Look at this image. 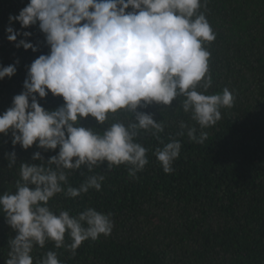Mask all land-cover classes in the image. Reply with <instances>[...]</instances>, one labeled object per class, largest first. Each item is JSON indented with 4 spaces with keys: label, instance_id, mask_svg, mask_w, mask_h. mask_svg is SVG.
I'll use <instances>...</instances> for the list:
<instances>
[{
    "label": "clouds",
    "instance_id": "clouds-1",
    "mask_svg": "<svg viewBox=\"0 0 264 264\" xmlns=\"http://www.w3.org/2000/svg\"><path fill=\"white\" fill-rule=\"evenodd\" d=\"M209 0H30L18 15L9 16L7 39L16 47L38 51V46L18 36L31 37L22 28L37 25L50 47L27 69L24 91L13 97L12 106L0 114V133L12 134V145L27 150L33 145L59 149L45 160L40 151L17 169L14 184L0 193V212L16 232L8 241L5 264H64L57 251L40 258L36 249L48 242L74 257L83 242L109 237L114 229L112 213L87 207L76 215L71 210L53 211L50 201L58 194L75 199L103 190L104 174H89L78 187L69 177L125 166L130 179L149 164V149L139 142L142 133L155 138L153 155L165 173L174 171L180 140L165 142V122L140 109L150 105L171 108L174 101L196 124L180 121L179 136L203 144L222 119L221 109L232 108L235 94L213 87L208 45L216 33L205 10ZM19 60L16 61V64ZM16 64L0 65V80L17 72ZM63 98V105L47 110L39 98ZM89 116L103 129L84 127ZM199 125V135L197 127ZM11 168L15 151L6 153ZM13 188L15 191H13ZM70 241V242H69Z\"/></svg>",
    "mask_w": 264,
    "mask_h": 264
},
{
    "label": "trees",
    "instance_id": "trees-1",
    "mask_svg": "<svg viewBox=\"0 0 264 264\" xmlns=\"http://www.w3.org/2000/svg\"><path fill=\"white\" fill-rule=\"evenodd\" d=\"M29 2L0 0V65L19 60L16 74L0 80V114L25 90L28 66L50 52L38 24L22 28L18 21L12 22L15 29L33 33L27 38L18 36L17 42L27 39L38 51L17 48L16 42L7 39L10 14L18 15ZM205 12L216 33L208 45L214 80L209 93L229 88L235 94L234 106L221 109L222 119L203 129L208 133L203 144L191 141L186 130L185 135H177L180 121L196 124L177 101L162 110L156 104L140 109L165 122L161 133L165 142L181 141L174 171H163L153 155L159 142L148 133L138 137L149 149V164L137 173L139 179H130L125 166L108 171L106 162L84 176L78 170L69 177L74 187L86 175L99 173L106 176L103 190L90 189L75 199L58 194L50 207L71 210L72 215L87 207L110 212L115 225L112 234L83 242L74 257L48 242L35 250L36 258L53 250L64 264H264V0H209ZM37 98L47 110L64 103L51 92L46 98L37 94ZM80 124L98 130L106 127L91 116ZM11 141V132L0 133V193L14 184L21 163H41L32 159L36 151L45 160L59 151L35 145L25 150ZM12 151L17 159L9 168L6 153ZM15 235L0 212V264H5L8 241Z\"/></svg>",
    "mask_w": 264,
    "mask_h": 264
}]
</instances>
